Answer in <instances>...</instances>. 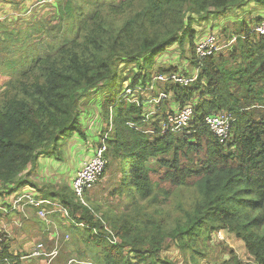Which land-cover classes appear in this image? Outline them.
<instances>
[{
	"label": "trees",
	"instance_id": "16d2710c",
	"mask_svg": "<svg viewBox=\"0 0 264 264\" xmlns=\"http://www.w3.org/2000/svg\"><path fill=\"white\" fill-rule=\"evenodd\" d=\"M252 2L264 7V0H57L58 25L41 26L39 50L24 62L7 61L12 79L0 95V201L23 189L40 200H58L70 218L61 215L63 220L73 223L63 221L78 250V258L68 256L65 264L72 259L76 264H151L172 245L185 251L199 241L212 242L217 231L234 235L255 264H264V36L252 32L264 12L235 32L230 57L223 51L198 60L193 27L197 20ZM187 38L191 60L200 68L197 80L187 87H157L151 97L163 90L177 108L193 105L190 132L145 134V99L138 95L133 102V92L148 88L154 75L182 74L178 67L155 66L159 56ZM129 72L132 77L125 79ZM103 87L108 93L99 121L109 126L102 129L106 157L109 161L112 149L121 167L115 194L124 212L118 220L80 203L72 184L54 192L38 189L30 179L42 155L84 135V99ZM173 112L164 100L151 117L156 132ZM219 112L236 117L225 144L205 124L207 116ZM191 187L198 192L196 201L171 208L173 197ZM32 207L19 213L37 217ZM2 220L0 214V225ZM8 235L0 231V264H22L25 255L13 254ZM56 242L53 250L44 245L46 253L59 251L48 264L61 254Z\"/></svg>",
	"mask_w": 264,
	"mask_h": 264
},
{
	"label": "rangeland",
	"instance_id": "374dc122",
	"mask_svg": "<svg viewBox=\"0 0 264 264\" xmlns=\"http://www.w3.org/2000/svg\"><path fill=\"white\" fill-rule=\"evenodd\" d=\"M79 1L83 2L84 0ZM57 8V0H0V95L7 89L10 79H12L7 61L15 58L19 62H24L39 50L38 40L41 38L42 32L40 28L41 26L52 29L57 27L59 20ZM262 12H264V7L252 2L241 8H233L218 18L209 17L207 20L195 21L193 26L196 30L195 46L209 34L211 35V33L218 36L223 45H228L235 38V32H242L243 25L248 26ZM55 15L57 16L56 20L52 19ZM34 25L37 26V30L31 33V27ZM232 44L226 46L223 49L224 52L222 51L223 53L227 52L225 55L228 57L232 54ZM191 58V47L189 38H187L186 43L184 42L183 45L177 43L168 52L161 55V57L159 56L155 69L165 64L164 67H178L177 69L182 73L196 75V67ZM18 69V66H14V70L18 71ZM132 75L133 72H129L124 77L128 79ZM128 82H123V89L128 86ZM96 92V95L92 93L87 96L81 107L84 135L77 134L63 141L62 147L54 154L46 153L42 155L37 169L31 172L30 179L38 185V189L47 187V190L53 189L54 192H57L61 185L70 187L76 171L82 167L84 162L89 161L93 157L94 151L101 143L103 137L102 129H106V127L109 129L107 122L103 121L104 124L102 126L99 121L101 114L103 116L100 103L107 97L105 93L108 92L104 87ZM138 95H142L146 99L151 97L152 92L142 93L140 89H136L132 100H136ZM119 109V107L115 108V116L118 114ZM152 124V122L151 124L148 123L146 128L150 129ZM110 151L107 174L100 183L87 192L86 203L88 206L98 209V211H103L102 213L105 215H110L113 219L118 220L124 212V203L115 194V190L120 187L121 179L119 173L121 167L120 161L115 157L113 150L111 149ZM194 158V155H192L190 159ZM151 163V168L154 169V160H151ZM124 169L128 180L127 165H125ZM197 198L198 192L195 188L183 189L181 193L179 191L173 197L170 207L173 208L181 204L183 207L188 208ZM181 212L179 210L177 213L180 214ZM23 214L25 213L21 212L3 219V224L7 225L10 231L4 228L3 230L1 227V232L8 233V237L14 240L12 244L13 249H15L13 254L25 255V258L22 259V264L50 263L49 258H31L29 255L39 243H43L47 249L53 250L56 243L58 244L56 241L61 244V254L51 262L52 264H65V261L69 258L68 256L78 258L76 256L78 250L72 245V235L67 232L68 227H66L73 223L67 219L63 220L61 213L58 212L60 215L57 216H49L45 221H41L33 214ZM63 221H65L66 226H64ZM18 238L32 239L28 243V247H30L28 251L20 252L18 250ZM80 247H82V243H80ZM76 263L72 262V264ZM151 264L255 263L247 254L242 243L234 235L225 231H217L213 234L212 242L199 241L196 244H192V247L185 251L180 250L176 245H172L168 250L162 252L159 258L152 260Z\"/></svg>",
	"mask_w": 264,
	"mask_h": 264
},
{
	"label": "built area",
	"instance_id": "2783aa9c",
	"mask_svg": "<svg viewBox=\"0 0 264 264\" xmlns=\"http://www.w3.org/2000/svg\"><path fill=\"white\" fill-rule=\"evenodd\" d=\"M252 32L264 36V21L260 25L256 26ZM235 41L236 37L228 45H223L216 35H209L196 46V56L198 60H204L209 56L222 52L226 46H229ZM196 72V75H186L183 73H171L165 75L157 74L154 75L152 84L148 88L137 89H140L142 93L149 91L151 93L154 92L157 87L163 88L166 85H180L187 87L197 80L200 74V68H196ZM164 100L169 102L171 106H176L174 103H172L170 96L168 97V95L165 94L163 90L158 93V97H148L145 99L146 117L144 119V123L146 124V127L148 126V123L151 124V122H156V120L151 119V117L157 115L160 112V106ZM137 101L138 99L133 100L135 103H137ZM174 110L175 112L169 114L167 119L162 121L160 124V131L156 132L154 127L150 126V129L146 128L144 131L145 134L165 135L167 132H169L174 135H182L184 133L190 132L191 124L194 119L193 105H187L182 109L176 108ZM235 122L236 117L230 112L213 113L205 118V124L209 128L210 133H212L218 139L220 144H225L230 138H232L233 125ZM106 141L107 136L101 139V143L94 151L92 159L83 163L81 169L76 173L72 182V190L75 198L83 205H87V192L105 178L109 164V161L106 157L108 152ZM27 206H33L32 208L35 211L36 216L43 221H45L47 217L58 212L70 220L67 210L58 200L37 199L34 197L32 190L28 189H23L15 195L10 196L8 199H2V202L0 201V214L2 215L3 219H5L8 216L15 215L16 212L19 213L20 211H23L24 207ZM58 253V250L52 251L51 253H46L44 251V244L40 243L34 248V251L29 256L31 258L47 257L52 259L56 257ZM72 262H74V260H72L70 263Z\"/></svg>",
	"mask_w": 264,
	"mask_h": 264
},
{
	"label": "crops",
	"instance_id": "0c3cea01",
	"mask_svg": "<svg viewBox=\"0 0 264 264\" xmlns=\"http://www.w3.org/2000/svg\"><path fill=\"white\" fill-rule=\"evenodd\" d=\"M170 101V100H169ZM170 104V103H169ZM173 107V109H176L177 107L176 106H171V108ZM92 159V158H91ZM80 170V169H79ZM78 170V171H79ZM78 171H76V173L78 172ZM76 175V174H75ZM75 177V176H74ZM1 227H2V229L4 228V229H6L7 231H10L9 229H8V227H7V225H4L3 224V220H2V222H1V225H0V231L2 230L1 229ZM3 229V230H4ZM11 233V232H10ZM11 238H14V237H11ZM32 240V239H31ZM29 238L27 239V238H24V239H17V242L19 243V248H18V250L20 251V252H26V251H28L29 250V248L30 247H28V243L31 241ZM9 242H10V246H11V251L14 253V251L13 250H15V249H13V243H14V240L13 239H10V237H9ZM16 252H18V251H16ZM17 254V253H16Z\"/></svg>",
	"mask_w": 264,
	"mask_h": 264
}]
</instances>
